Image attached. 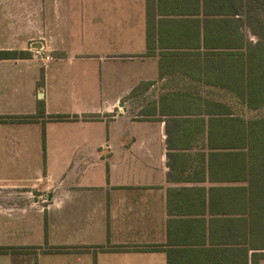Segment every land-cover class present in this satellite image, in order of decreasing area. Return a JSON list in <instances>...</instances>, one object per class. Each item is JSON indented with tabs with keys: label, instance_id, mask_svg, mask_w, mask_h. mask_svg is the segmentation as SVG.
Here are the masks:
<instances>
[{
	"label": "crops",
	"instance_id": "0c3cea01",
	"mask_svg": "<svg viewBox=\"0 0 264 264\" xmlns=\"http://www.w3.org/2000/svg\"><path fill=\"white\" fill-rule=\"evenodd\" d=\"M176 4L0 0V264H247L214 149L163 112Z\"/></svg>",
	"mask_w": 264,
	"mask_h": 264
},
{
	"label": "rangeland",
	"instance_id": "374dc122",
	"mask_svg": "<svg viewBox=\"0 0 264 264\" xmlns=\"http://www.w3.org/2000/svg\"><path fill=\"white\" fill-rule=\"evenodd\" d=\"M243 1L245 0H233L237 6L238 2ZM176 6L175 9L165 10L168 15H175L177 22L183 23L164 25L166 31L163 34V46L170 49L163 50V112L180 115L178 119L182 122V129L178 131V144L210 146L214 149L212 155L218 166L217 174L226 176L225 179L231 181L230 184L226 182L225 187L222 186L225 189L222 194H225L226 200L216 202V209L225 210L231 215L230 220L236 222L237 229H231L232 235L241 229L244 231L245 225L249 228L252 220L246 209V197H250L249 193L253 192L255 185L262 179V165L256 160L259 147L250 148L252 145L242 140V135L248 133L249 121L264 117V106L250 109L241 94L231 89V86L241 83L231 76L215 79L217 76L214 66L221 62L222 56L229 68L240 65L247 68L251 47L259 41L264 42V7L256 5L251 12L247 10L238 15L237 20L231 19L230 13L225 16L226 20H220L217 18L219 15L214 14L215 7L210 1L207 7L202 6L201 0L200 3L197 0H177ZM205 7L208 14L204 12ZM195 20L200 21L202 29L205 25V30L224 29L222 37L227 40L208 45L202 38L200 48L196 47L198 22ZM212 37L214 38L213 35ZM219 44L224 47L214 48ZM219 52H233L234 56L229 57ZM231 117L237 119L239 131H232L233 125L229 120ZM203 124L206 128L201 131ZM239 126H244L245 129L242 130ZM189 127H192L190 134ZM233 138L239 140L233 143ZM251 150L254 151V156L250 153ZM234 168H241L245 173L237 175ZM237 176L244 178L238 179ZM261 264H264V258Z\"/></svg>",
	"mask_w": 264,
	"mask_h": 264
},
{
	"label": "trees",
	"instance_id": "16d2710c",
	"mask_svg": "<svg viewBox=\"0 0 264 264\" xmlns=\"http://www.w3.org/2000/svg\"><path fill=\"white\" fill-rule=\"evenodd\" d=\"M239 1V0H238ZM212 5H214L215 10L214 14L219 15L217 17L220 20H226L225 16H236L242 15L248 10L251 12L256 5L264 7V0H245L242 3L238 2V5L233 2V0H210ZM256 4V5H255ZM208 7V6H207ZM231 7V9L229 8ZM207 8H204V12L208 14ZM206 35V34H205ZM221 53V52H219ZM221 54L228 55L229 57L234 56L233 52H222ZM1 55V54H0ZM6 57H10V53L2 54ZM225 58V57H224ZM223 62V63H222ZM222 64V65H221ZM221 65L222 71L220 72L219 66ZM214 72L217 77L215 79H224V77H232L237 82L241 84L231 86V89L237 90L241 94V98L244 102L247 103V106L250 109H257L264 106V42L259 41L255 46L251 47V50L248 53L247 68L245 66L231 67L224 62L223 57L221 56V62H218L214 66ZM245 69V70H244ZM227 85V84H226ZM220 104H215L219 106ZM57 118H63L62 116H57ZM214 120V119H213ZM231 124L233 125L232 131L238 130V121L234 117L230 119ZM241 122L244 120L241 119ZM235 126V127H234ZM240 129H245L244 126H239ZM248 133L242 135V140H246L249 145H252L250 148H256L258 146V156L256 160L261 162L262 165V179L259 180V184L255 185L253 192L249 193L250 197L247 198V211L249 212V217H251L250 227L247 228L245 225L244 231L233 232L231 235L232 243H242L245 245L246 250V261L249 262V252L254 250L255 252L251 255L252 264H259V259L264 258V117L251 120L248 122ZM238 138H233V143L238 141ZM254 156V151L250 152ZM234 154V153H233ZM237 154V153H236ZM234 173L237 175L243 172L241 168H234ZM235 174V175H236ZM245 175V174H244ZM234 177V176H233ZM238 179H243V176H237ZM240 177V178H239ZM256 184V183H251ZM244 213V212H242ZM247 212H245L246 214ZM261 215V218H260ZM243 217V216H240ZM247 219V218H246ZM236 222L231 221L230 228L232 231L237 229L235 226ZM262 227L261 229L259 227ZM249 229V230H248ZM231 232V231H230ZM9 250L8 247H0V253L6 252ZM256 250H262V252H257Z\"/></svg>",
	"mask_w": 264,
	"mask_h": 264
}]
</instances>
